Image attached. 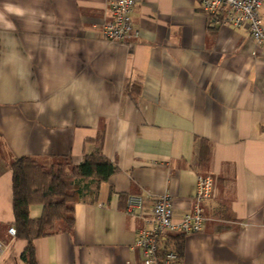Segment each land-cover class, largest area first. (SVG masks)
Segmentation results:
<instances>
[{"label": "crops", "instance_id": "0c3cea01", "mask_svg": "<svg viewBox=\"0 0 264 264\" xmlns=\"http://www.w3.org/2000/svg\"><path fill=\"white\" fill-rule=\"evenodd\" d=\"M109 1L0 0V264H24L25 242L7 233L9 165H79L99 135L116 171L94 193L77 182L72 228L35 239L36 264H141L156 199L169 194L180 218L199 176L212 193L202 231L169 236L177 264H264V46L200 0H135L133 33L109 42Z\"/></svg>", "mask_w": 264, "mask_h": 264}, {"label": "built area", "instance_id": "2783aa9c", "mask_svg": "<svg viewBox=\"0 0 264 264\" xmlns=\"http://www.w3.org/2000/svg\"><path fill=\"white\" fill-rule=\"evenodd\" d=\"M201 11L208 17L216 18L223 27L246 26L251 39L264 46V0H200ZM135 0H110L112 19L101 24V34L109 42H118L131 36V15ZM213 181L210 177H197L193 196V207L188 213L175 219L169 194L156 199L151 217L146 221L150 228H142L135 241L141 252V264H177L178 255L169 249L170 235L199 233L203 229L202 204L210 199ZM142 207V198L133 197L127 201V211L134 213ZM137 211V212H138ZM7 233L15 237L10 226ZM0 242V260L5 251Z\"/></svg>", "mask_w": 264, "mask_h": 264}, {"label": "trees", "instance_id": "16d2710c", "mask_svg": "<svg viewBox=\"0 0 264 264\" xmlns=\"http://www.w3.org/2000/svg\"><path fill=\"white\" fill-rule=\"evenodd\" d=\"M102 136L91 140L95 149L84 155L79 165H72L68 158H57L50 165L28 156H22L9 165L12 181L11 226L15 238L25 242L21 255L24 264H36L35 239L69 231L73 225L72 204L78 192V181H89L90 191L96 192L100 183L116 171L115 166L101 151ZM33 204L42 206V214L36 220L29 218ZM169 249L181 253L178 238L170 243Z\"/></svg>", "mask_w": 264, "mask_h": 264}]
</instances>
